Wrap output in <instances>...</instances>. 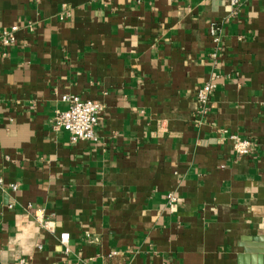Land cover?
<instances>
[{
  "label": "crops",
  "instance_id": "0c3cea01",
  "mask_svg": "<svg viewBox=\"0 0 264 264\" xmlns=\"http://www.w3.org/2000/svg\"><path fill=\"white\" fill-rule=\"evenodd\" d=\"M12 25L0 264H251L244 246L264 233V0H0V28ZM62 94L104 106L94 142L51 129ZM233 134L255 143L249 155Z\"/></svg>",
  "mask_w": 264,
  "mask_h": 264
},
{
  "label": "built area",
  "instance_id": "2783aa9c",
  "mask_svg": "<svg viewBox=\"0 0 264 264\" xmlns=\"http://www.w3.org/2000/svg\"><path fill=\"white\" fill-rule=\"evenodd\" d=\"M232 5H237L239 0H228ZM247 1V0H244ZM18 29L17 25H12L8 28H0V49L1 55L6 56V50L15 41V33ZM214 34V28L211 29ZM216 41V37H214ZM215 85L211 81L203 83L195 92L197 104V113L206 114L210 105V98ZM61 100L66 104L62 110H57L50 118L49 124L53 131H65L68 134L70 143L75 144L78 141L94 142L96 140L95 128L98 124V118L104 110V106L97 101L85 100L75 94H62ZM233 151L236 155H249L255 143L247 138H242L237 134L230 136ZM0 178V187H2ZM11 190L16 189V184H9ZM168 199L175 201L174 196L169 194ZM29 207V206H28ZM34 221L39 227L48 231H53V224L50 219H45L42 216H35ZM90 237V234H86ZM58 240L61 245L65 246L69 240L67 232H61L58 235ZM40 247V245H38ZM24 259L19 258L17 264H24Z\"/></svg>",
  "mask_w": 264,
  "mask_h": 264
},
{
  "label": "water",
  "instance_id": "95a60500",
  "mask_svg": "<svg viewBox=\"0 0 264 264\" xmlns=\"http://www.w3.org/2000/svg\"><path fill=\"white\" fill-rule=\"evenodd\" d=\"M262 226L260 227V230L257 232V236L254 239L255 241H258L255 245H248V247L244 246V253L248 254L251 259V264H254L257 262V264H264V233ZM255 254V255H253ZM241 257H239L240 259Z\"/></svg>",
  "mask_w": 264,
  "mask_h": 264
}]
</instances>
